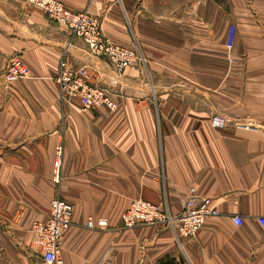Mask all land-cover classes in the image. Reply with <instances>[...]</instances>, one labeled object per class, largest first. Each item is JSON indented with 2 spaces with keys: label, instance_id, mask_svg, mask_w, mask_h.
I'll list each match as a JSON object with an SVG mask.
<instances>
[{
  "label": "crops",
  "instance_id": "1",
  "mask_svg": "<svg viewBox=\"0 0 264 264\" xmlns=\"http://www.w3.org/2000/svg\"><path fill=\"white\" fill-rule=\"evenodd\" d=\"M58 1L100 17L107 37L144 62L117 75L42 10L0 0V264H45L30 226L47 218L55 197L73 206L62 264H264V0ZM12 55L27 77L6 83ZM62 57L110 88L117 110L61 101ZM190 188L220 213L195 237L123 227L131 201L178 215Z\"/></svg>",
  "mask_w": 264,
  "mask_h": 264
},
{
  "label": "built area",
  "instance_id": "2",
  "mask_svg": "<svg viewBox=\"0 0 264 264\" xmlns=\"http://www.w3.org/2000/svg\"><path fill=\"white\" fill-rule=\"evenodd\" d=\"M30 5L42 10L46 17L56 24L65 26L73 37L79 38L88 53L96 58L107 59L114 72L119 75L126 68L144 62L143 58L133 48H126L114 43L104 33L100 17L88 12H71L58 0H25ZM234 39V28L231 27L226 36V50L231 51ZM27 77V70L18 55L9 57L4 71L6 83ZM55 82L58 86L61 101L71 98L79 100L83 111L105 107L111 112L117 110V103L113 100V91L107 87L94 84L87 72L81 68L74 70L64 57L58 62ZM116 81H112L114 87ZM225 124L222 117L212 118L211 125L221 129ZM60 142V139H59ZM62 147L55 149L53 174L55 183L59 180ZM211 201L200 198L195 189L188 190L187 198L182 202V211L178 215L170 214L162 205H155L142 199L131 201L122 213L120 221L124 228L131 229L137 224L147 226L161 225L175 234L178 241L195 237L208 219L218 218L220 213L211 208ZM73 206L55 197L49 202L48 216L42 222H34L30 226L32 246L41 256L45 264H62L60 245L64 233L72 225ZM231 221L240 226L242 219L233 216ZM264 223V219L260 220ZM98 227H105V221H98ZM88 229L93 228L91 221L87 222Z\"/></svg>",
  "mask_w": 264,
  "mask_h": 264
},
{
  "label": "rangeland",
  "instance_id": "3",
  "mask_svg": "<svg viewBox=\"0 0 264 264\" xmlns=\"http://www.w3.org/2000/svg\"><path fill=\"white\" fill-rule=\"evenodd\" d=\"M215 2L220 3V4H225L226 6H229L230 0H215ZM231 27H233L234 30H235V27H234V26H230L229 29H230ZM229 29H228V31H229ZM233 40H234V39H233Z\"/></svg>",
  "mask_w": 264,
  "mask_h": 264
}]
</instances>
